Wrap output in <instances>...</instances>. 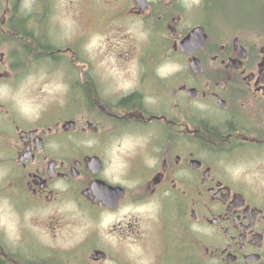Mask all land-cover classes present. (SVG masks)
Wrapping results in <instances>:
<instances>
[{
    "label": "flooded vegetation",
    "instance_id": "flooded-vegetation-1",
    "mask_svg": "<svg viewBox=\"0 0 264 264\" xmlns=\"http://www.w3.org/2000/svg\"><path fill=\"white\" fill-rule=\"evenodd\" d=\"M103 2L102 88L61 0H0V264H264V0ZM36 56L71 78L30 119L1 89Z\"/></svg>",
    "mask_w": 264,
    "mask_h": 264
},
{
    "label": "rangeland",
    "instance_id": "rangeland-1",
    "mask_svg": "<svg viewBox=\"0 0 264 264\" xmlns=\"http://www.w3.org/2000/svg\"><path fill=\"white\" fill-rule=\"evenodd\" d=\"M61 3L63 11L60 28L53 26V30L60 32L55 34L51 30L54 40L58 43L57 45L61 48H77L80 58L83 59L81 61L85 63L86 60L90 59L93 66L92 69L99 70L98 72L93 71L92 75L96 79H100L101 82L106 79L109 80V76L115 79L114 72L111 71L110 67L125 60V52L119 55L116 54L121 52L122 48L126 46L122 42L120 34L115 31V28L111 29L112 26L103 28L100 25L102 15L99 8L101 9V4L106 8L109 3L104 4L102 0H61ZM65 5H72V11L73 14L75 12V15L71 17L68 11L65 10ZM15 57L17 58L18 56ZM34 58L36 60L31 61L28 66H24L22 69L24 72L16 88L6 89V87H2L1 89L6 90L4 91L10 98L11 103L26 112L30 119L36 116L41 103L44 104L47 97L59 94L61 100L65 101L68 89L67 84L71 78L69 65H65L63 62L55 65L49 59H44L47 62L45 63L38 56ZM48 65L54 67L55 72H49L47 70ZM99 83L100 81L98 86H101L102 84ZM101 87L103 88V86ZM4 168L5 166L0 165V190L7 182L2 179ZM4 202L0 201V204ZM9 211L8 209L0 208V223H12V215ZM74 219L78 221L79 235L81 237L87 227L86 220L81 219L80 216H75Z\"/></svg>",
    "mask_w": 264,
    "mask_h": 264
},
{
    "label": "water",
    "instance_id": "water-1",
    "mask_svg": "<svg viewBox=\"0 0 264 264\" xmlns=\"http://www.w3.org/2000/svg\"><path fill=\"white\" fill-rule=\"evenodd\" d=\"M69 127H70V128L73 127V123H72V122L69 123Z\"/></svg>",
    "mask_w": 264,
    "mask_h": 264
}]
</instances>
